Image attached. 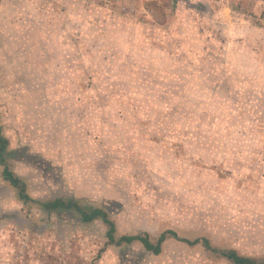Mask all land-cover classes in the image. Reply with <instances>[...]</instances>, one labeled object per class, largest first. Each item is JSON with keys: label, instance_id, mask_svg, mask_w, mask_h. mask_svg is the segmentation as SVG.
Returning <instances> with one entry per match:
<instances>
[{"label": "rangeland", "instance_id": "rangeland-1", "mask_svg": "<svg viewBox=\"0 0 264 264\" xmlns=\"http://www.w3.org/2000/svg\"><path fill=\"white\" fill-rule=\"evenodd\" d=\"M0 127L33 198L264 257V0H0ZM38 209L0 177V264H231Z\"/></svg>", "mask_w": 264, "mask_h": 264}, {"label": "trees", "instance_id": "trees-1", "mask_svg": "<svg viewBox=\"0 0 264 264\" xmlns=\"http://www.w3.org/2000/svg\"><path fill=\"white\" fill-rule=\"evenodd\" d=\"M12 156V152L8 149V141L3 135L0 127V165L2 167V179L8 183L12 190L16 193L17 198L23 204L33 202L27 193L26 184L17 176H15L8 166V161ZM37 207L43 212L54 214L71 213L76 215L83 224H90L94 221H100L106 231L105 237L109 244L116 247L130 246L138 243L142 248L153 255H159L162 246L168 239H174L186 243L188 246L200 245L206 250L219 255L231 264H264L263 258L243 256L237 254L234 250H217L211 247L209 241L205 238H197L194 240L181 239L176 232L167 230L161 233L154 241H152L147 233H139L137 235H124L116 238V226L109 214L104 208L92 207L81 204L76 199L55 198L43 202L34 201Z\"/></svg>", "mask_w": 264, "mask_h": 264}, {"label": "crops", "instance_id": "crops-1", "mask_svg": "<svg viewBox=\"0 0 264 264\" xmlns=\"http://www.w3.org/2000/svg\"><path fill=\"white\" fill-rule=\"evenodd\" d=\"M4 135V134H3ZM5 136V135H4ZM5 138L7 139V141H8V149H9V151L10 152H12V155H17V150H12L11 149V147H10V141L8 140V138L5 136ZM10 160V159H9ZM1 166V165H0ZM8 166H9V161H8ZM2 168V167H1ZM9 170H10V168H9ZM11 171V170H10ZM1 178H2V176H0ZM3 180V179H2ZM3 182L5 183V185H6V187H7V189L8 190H11L12 188L8 185V183H6L4 180H3ZM29 197L31 198V200H33V202H30V204L31 205H34V206H36L37 207V204L34 202V201H38V202H43V201H47V200H52V199H55V198H63V199H74V198H68V197H52V198H47V199H45V198H42V199H38V198H33V197H31L30 195H29ZM21 202V201H20ZM21 204L22 205H25V204H23L22 202H21ZM38 208V207H37ZM39 211H42L41 209H38ZM43 212V211H42ZM43 213H45L46 214V212H43ZM48 215V214H47ZM165 232V231H164ZM163 233V232H162ZM137 235V234H136ZM124 236V235H123ZM182 239V238H181ZM168 240H174V239H168ZM175 241H178V240H175ZM178 242H181V241H178ZM166 243V241L164 242V244ZM182 243H184V242H182ZM163 244V245H164ZM184 244H186V243H184ZM116 247V246H115ZM142 247V246H141ZM163 247V246H162ZM143 249V248H142ZM144 250V249H143ZM144 252L145 253H148V252H146L145 250H144ZM161 252H162V250H161ZM148 254H150V255H153V254H151V253H148ZM215 254V253H214ZM217 255V254H216ZM153 256H158V255H153ZM219 256V255H218ZM220 257V256H219Z\"/></svg>", "mask_w": 264, "mask_h": 264}]
</instances>
